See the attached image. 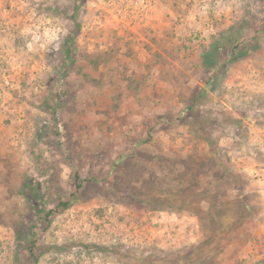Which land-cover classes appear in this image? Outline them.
I'll return each instance as SVG.
<instances>
[{"label": "rangeland", "instance_id": "1", "mask_svg": "<svg viewBox=\"0 0 264 264\" xmlns=\"http://www.w3.org/2000/svg\"><path fill=\"white\" fill-rule=\"evenodd\" d=\"M0 264H264V0H0Z\"/></svg>", "mask_w": 264, "mask_h": 264}, {"label": "trees", "instance_id": "2", "mask_svg": "<svg viewBox=\"0 0 264 264\" xmlns=\"http://www.w3.org/2000/svg\"><path fill=\"white\" fill-rule=\"evenodd\" d=\"M215 43V42H214ZM212 44L208 49H205V51L206 52H204V55H203V64L205 65V67H207V68H209V67H211V68H213V70L216 72L217 71V68L220 66V67H225V65H226V63L229 61L227 58L228 57H226L225 58V61H223L221 64H219V66L217 67V66H215L216 64H215V62H212V61H214L215 60V57L216 56H214L213 54H214V52L217 50H221L222 48H228V46L224 43V44H222V42L220 41H217L216 43L217 44ZM233 48V50L231 51V52H229L228 53V55H230V56H232V55H237L238 54V52H237V49H236V47L235 46H233L232 47ZM213 49V50H212ZM68 51V53H70V51H69V49L67 50ZM213 53V54H212ZM228 60V61H227ZM196 103H197V100H195V102H194V100L191 102V104L188 106V110L190 111V110H195L196 108ZM78 178V177H77ZM77 187L79 188V187H81L80 186V184H78L77 185ZM25 196H26V194H25ZM64 206H68L69 204H70V202H67V201H65V202H63L62 203ZM48 213H50V212H48ZM18 236H19V238L21 237L22 238V236H27L29 239L31 238V234L30 235H28V233L26 232V231H24L21 227H20V229H19V231H18ZM23 237V238H24ZM30 250H31V254L33 255V257H35V252H34V248L31 246L30 248H29ZM37 259V258H36Z\"/></svg>", "mask_w": 264, "mask_h": 264}]
</instances>
